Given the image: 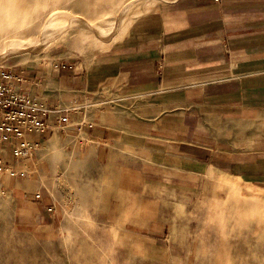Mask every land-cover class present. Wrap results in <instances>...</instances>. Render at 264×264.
I'll return each mask as SVG.
<instances>
[{"label": "crops", "instance_id": "1", "mask_svg": "<svg viewBox=\"0 0 264 264\" xmlns=\"http://www.w3.org/2000/svg\"><path fill=\"white\" fill-rule=\"evenodd\" d=\"M154 3L89 56L60 57L43 76L26 69L42 81L31 92L49 106L51 131L86 174L69 194L83 193L87 208L104 213L85 220L112 236V224L129 221L134 204L204 199L210 216L221 209L232 220L209 230V248L218 246L216 232L227 231H237L241 245L254 244L248 230L264 234V0ZM66 110L62 133L55 123ZM151 236L143 234L144 251ZM174 244L161 247L171 263L172 251L190 249ZM258 255L264 264V250ZM0 264L13 263L0 257ZM210 264L224 262L213 256Z\"/></svg>", "mask_w": 264, "mask_h": 264}, {"label": "rangeland", "instance_id": "2", "mask_svg": "<svg viewBox=\"0 0 264 264\" xmlns=\"http://www.w3.org/2000/svg\"><path fill=\"white\" fill-rule=\"evenodd\" d=\"M42 1L31 0L39 10L42 8ZM154 1L140 0L135 3L111 42L118 39L119 33L124 31L132 18L151 9ZM83 2L84 0H70L62 6L66 12H77L83 9ZM89 2L102 5L107 0ZM6 40L0 37V54L5 51ZM30 42L37 43L38 38L32 37ZM105 44L93 32L73 27L61 35L55 46L46 47L39 52L24 51L21 54L1 56L0 68L28 69L30 72L35 70L43 76L47 69L52 73V62L60 57H87ZM31 78L39 81L38 85L28 86L27 92L35 97L31 88L37 91L42 81L38 77ZM37 100L50 110L44 101ZM53 109H57V106ZM67 112L70 117L72 110H66L65 113ZM47 119L48 117L44 119L45 123ZM55 124L60 126L62 133L68 129V125H61L58 120ZM82 125L84 124H78L79 129ZM51 129L49 126L47 131L37 134V137L33 135V138H26L32 145L30 157L15 160L10 153L6 154L9 159L7 165L23 171L24 176L11 180L7 173L0 174V257L9 259L13 264H178L177 258L182 263L185 260V264H210V258L217 256L218 261L225 264L226 258L223 257L230 256L233 257V264H263L258 251L264 250V243L255 245V238L264 237V234L255 235L259 230H248V236L254 238L251 239L254 244L245 242L242 245L237 231L216 232L218 246L209 248V240L214 238L209 230L214 226L216 229L229 227L232 220L230 221L229 215H223L221 209L215 216H210L208 209L212 208L211 203L189 195L179 203L134 204L127 207L129 221L112 224L118 228L114 229V236L110 235V230H106L110 228L104 225H99L103 232L97 231L95 224L85 219L92 217L94 222L98 216L105 214L97 208H87V199L83 197V193L75 190V194H69L78 184L85 183L86 174L80 167L82 163L78 162L77 165L67 156L70 148L64 150L63 137ZM7 180L10 183L7 184ZM138 200L141 197L135 201ZM147 208L150 209V218L144 220L142 218H146ZM80 219L84 222L81 226L87 232L78 231ZM149 232L152 234L149 239L153 240V247L144 251L143 234ZM225 240L230 242L227 247ZM263 240L264 238L261 239ZM198 241H202L205 247L196 249ZM170 243H176L175 246L184 244L190 249L172 251L176 262L171 263L168 262L170 253L163 249Z\"/></svg>", "mask_w": 264, "mask_h": 264}, {"label": "bare ground", "instance_id": "3", "mask_svg": "<svg viewBox=\"0 0 264 264\" xmlns=\"http://www.w3.org/2000/svg\"><path fill=\"white\" fill-rule=\"evenodd\" d=\"M69 1L43 0L39 10L31 0H0V37L7 39V46L0 57L24 51L39 52L55 46L61 35L73 27L93 32L101 43L111 42L117 35L118 27L122 26L132 7L140 0H107L102 5L84 0L82 10L66 12L62 5ZM32 37L38 38V42L29 43Z\"/></svg>", "mask_w": 264, "mask_h": 264}, {"label": "built area", "instance_id": "4", "mask_svg": "<svg viewBox=\"0 0 264 264\" xmlns=\"http://www.w3.org/2000/svg\"><path fill=\"white\" fill-rule=\"evenodd\" d=\"M31 84L38 85L39 81L28 78L24 69L0 68V174L9 177L24 176V172L7 165L6 154L15 160L30 157L32 145L26 138L49 127L44 119L50 110L27 92ZM68 120L67 112L58 123L66 126Z\"/></svg>", "mask_w": 264, "mask_h": 264}]
</instances>
